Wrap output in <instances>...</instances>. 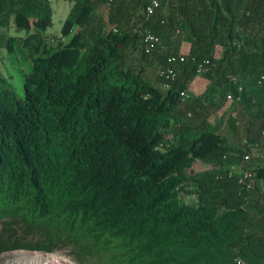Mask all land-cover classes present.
<instances>
[{
    "label": "trees",
    "instance_id": "1",
    "mask_svg": "<svg viewBox=\"0 0 264 264\" xmlns=\"http://www.w3.org/2000/svg\"><path fill=\"white\" fill-rule=\"evenodd\" d=\"M67 1L51 36L52 0H0V255L264 264V0Z\"/></svg>",
    "mask_w": 264,
    "mask_h": 264
},
{
    "label": "rangeland",
    "instance_id": "2",
    "mask_svg": "<svg viewBox=\"0 0 264 264\" xmlns=\"http://www.w3.org/2000/svg\"><path fill=\"white\" fill-rule=\"evenodd\" d=\"M71 7H72V4L67 0H52V12L47 16L45 20L41 19L37 22L40 23L41 21L42 26L47 27V31H46L47 34L51 36L57 35L61 32L63 23L65 19L67 18V16L69 15ZM32 22L34 21L32 20ZM37 27H40V26H37ZM9 34L10 35L18 34L24 37L27 34V32L22 31L20 33H16L15 29L12 28ZM52 43L57 44V40L53 39ZM217 55L220 56V50L218 51ZM6 56L8 57V54H6L5 50L3 51L1 49L0 50V71H2L5 74H8L9 72H12L14 74V78H13L14 85L16 86L20 96H23L24 95L23 78L19 77V75L17 74V69L11 67L12 66L11 58H7ZM205 87H206V83L204 80H197L193 83L192 92L195 95H199L204 91ZM220 115H221L220 113H215L211 117L210 123L214 125L217 119L220 117ZM227 133L229 134V131H227ZM229 138H230V135H229ZM195 168L196 170L205 169V167L200 162L196 164ZM23 253H26L29 257H31L29 255V252H26V251L7 252V253L0 255V264H23L21 262V258L24 256ZM52 254L62 255L65 258L72 261L74 264H79L70 255V250L58 251Z\"/></svg>",
    "mask_w": 264,
    "mask_h": 264
},
{
    "label": "built area",
    "instance_id": "3",
    "mask_svg": "<svg viewBox=\"0 0 264 264\" xmlns=\"http://www.w3.org/2000/svg\"><path fill=\"white\" fill-rule=\"evenodd\" d=\"M158 7H159V3H158L157 1H154L153 4H151V5L147 8V13H148L149 15L154 14L155 9H157ZM144 40H145V43H146V45H147V46H146V47H147V49H146L147 52H150V51L154 48V46L159 42V38H158L157 36H155L154 34L150 33V32H148V33L145 35ZM179 60H180V61H184V58H183V57H180ZM177 61H178V59H177L176 57H171V58L169 59V64L172 65V63H175V62H177ZM161 74H162L164 77H166V78H171V79H174L175 76H176V74H175V72H174V69H173L170 65L168 66L167 72H161ZM181 96H182L183 99H186V98L188 97V95H187L185 92H182V93H181ZM229 98H231V97H229ZM248 160H250V156H249V155H247V156L244 158V161H248ZM253 175H254V173H253L252 170H247V171L245 172V178H246V179H252V178H253ZM249 187H250V186H249Z\"/></svg>",
    "mask_w": 264,
    "mask_h": 264
},
{
    "label": "bare ground",
    "instance_id": "4",
    "mask_svg": "<svg viewBox=\"0 0 264 264\" xmlns=\"http://www.w3.org/2000/svg\"><path fill=\"white\" fill-rule=\"evenodd\" d=\"M23 254L24 256L21 258L23 264H74L72 261L59 254L29 253L31 257L26 253Z\"/></svg>",
    "mask_w": 264,
    "mask_h": 264
},
{
    "label": "clouds",
    "instance_id": "5",
    "mask_svg": "<svg viewBox=\"0 0 264 264\" xmlns=\"http://www.w3.org/2000/svg\"><path fill=\"white\" fill-rule=\"evenodd\" d=\"M182 92H185L187 95H188V97L186 98V99H183L182 98V96H181V93ZM181 93H180V97H181V99L183 100V101H187L189 98H190V93H189V91H182ZM229 97H231V96H228V101H229V103H231L232 101H233V98L231 97V98H229ZM250 156V155H249Z\"/></svg>",
    "mask_w": 264,
    "mask_h": 264
},
{
    "label": "water",
    "instance_id": "6",
    "mask_svg": "<svg viewBox=\"0 0 264 264\" xmlns=\"http://www.w3.org/2000/svg\"><path fill=\"white\" fill-rule=\"evenodd\" d=\"M20 251H25V250H20ZM26 252H29V253H43V252H39V251H26ZM47 254V253H45Z\"/></svg>",
    "mask_w": 264,
    "mask_h": 264
}]
</instances>
